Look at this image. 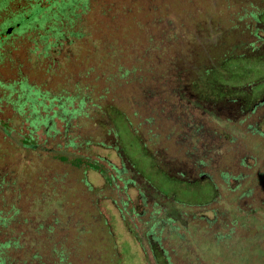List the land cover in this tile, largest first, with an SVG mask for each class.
<instances>
[{"label": "trees", "instance_id": "1", "mask_svg": "<svg viewBox=\"0 0 264 264\" xmlns=\"http://www.w3.org/2000/svg\"><path fill=\"white\" fill-rule=\"evenodd\" d=\"M199 1L0 0V264H76L81 256L89 264H131L104 212L106 198L101 199L105 189L125 195L131 185L136 201L127 196L118 210L123 219L135 216L139 222L150 199L154 210L143 223L146 230L127 227L142 249L159 254L164 264H173L170 252L182 250L162 245L181 241L178 231L191 239L204 220L207 237L201 240L209 239L215 249L238 231L221 206L222 194L250 198L254 188L264 189L261 148L249 155L235 148L246 133L264 139V92H259L264 79L236 85L230 67L264 66V0H203L212 6L205 13L199 9L205 2L198 7ZM223 7L233 11L225 16ZM106 24H120L122 30L111 35L110 26L102 30ZM18 50L24 57L12 58ZM89 126L94 135L82 138L80 129ZM123 129L139 146L138 160L163 182L213 190L210 203L217 208L210 220L200 213L210 203L179 207L151 180L136 185L124 168L88 153L93 147L125 153L119 140ZM111 136L114 144L104 141ZM168 148L179 160H169ZM9 150L21 153V161L6 164ZM225 154L242 170L218 171L216 184L215 163ZM44 158L102 177L98 189L81 180L98 196L94 205L101 224L89 212L76 215L66 199L71 188L65 177L46 173L39 161ZM173 206L179 208L176 215ZM218 223L215 231L207 229ZM98 232L103 259L87 255Z\"/></svg>", "mask_w": 264, "mask_h": 264}, {"label": "rangeland", "instance_id": "2", "mask_svg": "<svg viewBox=\"0 0 264 264\" xmlns=\"http://www.w3.org/2000/svg\"><path fill=\"white\" fill-rule=\"evenodd\" d=\"M202 2L205 1L200 0L196 3L197 6L200 7L199 4ZM209 3L211 4V2ZM209 3H207L206 1L205 4H203L202 7H200L199 9L201 11H204V13L209 11L210 8H212ZM220 9L222 13L224 12L225 16H227L230 11H233V9H230L228 11L225 9V7H223V9ZM119 25L120 24H117L114 27V25L106 24L104 27L107 29L104 28L102 30L107 32L112 28L111 35H114V33L120 32L122 30L121 25L120 27ZM108 26H110L111 28H108ZM131 28H129V30ZM23 57L24 56H22L21 50L12 53V58L14 59H22ZM230 68L233 83L236 85H244L247 83L259 82L260 80L264 79V66H255L254 63L243 62L234 63ZM8 76L7 74H2L1 77L6 78ZM32 80H36V77H34ZM47 88L58 90L61 88V86L47 85ZM259 92H264V88H261ZM94 131L95 130H93L92 126L86 128L83 127V129H80L79 134L82 138H85L91 133L94 135ZM243 138L244 137L238 138V140H236L235 142V148L238 149L240 153L249 155L253 154L254 149L260 150L261 148L259 154L257 155L263 156L264 139L257 136L256 134L252 135L248 133H246L245 138ZM113 140L114 139L111 136L106 138L104 141L114 144ZM119 140H122L123 142V145L125 147V153H118V155L115 151L98 149L94 150L95 147L89 149L88 153L91 155L100 154L101 156L108 158V160H110V162L117 168H124L127 173V177L129 176L133 180H136V185L142 186L143 183L147 181V179L151 180L155 184V187L159 188V191L163 196L167 197L169 201L174 199L176 202L179 203L177 204L179 207L184 206L182 205V203H185L192 207H197L198 205L204 206L210 203V200H212V196L214 194L212 189H203L202 187L198 186L197 183H195V186H189L187 188H184L183 185L175 186L163 182L152 171L148 164L142 162V160L140 159L138 160L139 157H136V155H138L139 153V146L136 140L130 135L127 130L123 129L121 131V137H119ZM175 152V150L168 148L166 155L168 156L169 160H179L180 157L175 156ZM231 155L232 154H225V156L219 158L221 160L218 159L216 161L215 165L217 166V170L216 172L214 171V173L212 174V178L216 184L219 182L217 173L218 171H223L227 174L236 175L242 170L241 168H237L234 161L231 160ZM21 158V153H14L13 150H9L8 154L5 155V162L6 164H8L14 159H19V161H21ZM181 160L182 159H180V161ZM39 161L41 162L40 167H44L46 173H60L65 177V182L67 186L71 188V190L68 191L66 194V199L73 205V208L75 210H78L76 215L81 216L80 214L84 212H89L93 215H96L98 220L97 224H101L102 217L98 215V210L94 205L95 200L98 199V196H93L91 193L87 192L84 185L81 183V180L85 177L88 183H90L95 189H98L104 185L102 177L95 172H88L84 176L82 170L77 169L76 167L71 166L69 164L53 163L45 158L40 159ZM263 162L264 159L260 160V163ZM131 164L135 166L132 167ZM187 169V166H184L183 170ZM102 193L103 195L101 196V199L103 197L106 198V200L103 202L106 208L104 212H106L107 216L110 217V219L114 223V232L118 238L119 244L124 246L130 253L132 259L131 264H164L159 254L152 253L148 249V247H144V249H142V247L134 239L133 235L128 231L127 227L128 223H132L136 224V226L138 225V233H141L142 230H146L147 226H143V223L148 222L149 213L154 210L152 208V202L150 201V199L146 200L147 213H145L143 217L139 218L138 222V219H136L135 216H128L125 217L126 219H123L121 217V213L118 210V207H121L119 202L121 200L126 201L127 196L130 198V200H132V202L136 201L138 195L136 189L132 187V185L129 186L125 195H122L121 193L117 192L115 193L106 189ZM108 197L114 198L118 204H112ZM254 197L257 198L256 202H259L258 205H254L252 203V198ZM222 198L226 200V203L222 204L221 206L222 208L226 207V210L229 213L227 217H231L235 224V227L238 228V231L233 233L230 238H225L221 246L217 247L216 249L211 246L210 242L208 241L209 239L205 241L201 240V235L203 237H207V234H205L206 222L204 220L199 226L201 228L200 231L198 229L197 231L191 232V239H189L188 235H185V233H183L182 231H178L179 236L182 235L181 241L175 239L172 242H162L164 248H167L169 244H173V246L178 244L182 247L181 251H176V253H178L177 255L170 252L171 262L173 264H196V262L194 261L195 258H197L198 264H264V189H262V187H258L257 190H255L254 188L252 196L250 198H237L233 196L232 193L224 191V194H222ZM227 203L231 204L230 207L226 206ZM249 205L250 209H248ZM214 207H216V205L210 203V205L208 206V211H200V213L203 214V216L207 220H210V218L212 217L211 210ZM246 209H248V213L243 212V210ZM177 211H179V208L173 206L171 214L176 215ZM196 212L199 211L197 210ZM219 224L220 223L210 227L208 226L207 229H209V231H215L216 228H218ZM157 227L155 231H158ZM202 227H204V229H202ZM224 232H226V230ZM165 233H167L166 229ZM99 236L100 232L91 236L90 241L92 242H90V247L88 248V257L90 256L93 258L97 257L103 259L102 256L103 254H105V251H99L96 248V239ZM92 252L94 253L91 254ZM81 257H83V259ZM81 257H78V259L75 260L76 264H89L87 262L88 260L86 259V257Z\"/></svg>", "mask_w": 264, "mask_h": 264}]
</instances>
